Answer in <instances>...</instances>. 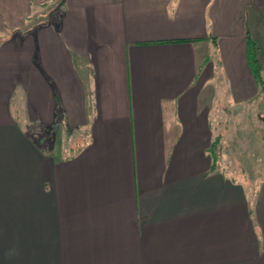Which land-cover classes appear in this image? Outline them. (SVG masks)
<instances>
[{"label": "crops", "instance_id": "obj_1", "mask_svg": "<svg viewBox=\"0 0 264 264\" xmlns=\"http://www.w3.org/2000/svg\"><path fill=\"white\" fill-rule=\"evenodd\" d=\"M30 1L0 0V264H264V177L213 152L264 0H63L22 33Z\"/></svg>", "mask_w": 264, "mask_h": 264}, {"label": "rangeland", "instance_id": "obj_2", "mask_svg": "<svg viewBox=\"0 0 264 264\" xmlns=\"http://www.w3.org/2000/svg\"><path fill=\"white\" fill-rule=\"evenodd\" d=\"M61 2L63 0H45L43 4H36L30 1L29 8V5L20 3L23 7L21 13L27 15L26 21L23 20V25L20 23L22 33L28 29H33L42 22H49L46 20V15L55 12L54 9ZM216 98L214 105L216 104L218 108H223L224 111L228 112L227 117H218V121L221 124L218 130L222 129L223 121L229 129L227 133L223 134L224 144H217L215 147V153L219 159L218 168L220 169L221 167L224 173L230 174V176L225 175L229 179L239 176L242 178L244 174L247 177L246 181L249 182L248 185L251 184L253 186L261 177H264V87L261 89V94L257 100L249 104H239L238 107H234L230 102L219 99V95ZM219 112L222 115L221 110ZM21 125L30 135H32L31 129H36L35 133L41 137H37L38 144L42 146L49 144L47 142L49 137L52 139L56 135L58 139L60 136L58 131V133H49L47 131L48 127L44 125H34L30 128L26 126L27 124ZM66 137V133L63 134L62 144H66ZM58 144L57 149L62 147L58 146Z\"/></svg>", "mask_w": 264, "mask_h": 264}, {"label": "trees", "instance_id": "obj_3", "mask_svg": "<svg viewBox=\"0 0 264 264\" xmlns=\"http://www.w3.org/2000/svg\"><path fill=\"white\" fill-rule=\"evenodd\" d=\"M61 4H63V2H61L60 5ZM247 43H248V49H249V55H250L251 68H252V71L254 72V76L256 77L258 85L262 89L264 87V82H263V79H262V76H261L262 68H261V66L259 64V60H258V57H257V45H256V42H254L249 37H247ZM215 147H216V144H214V147H213V150H214L213 151L214 152V163H216L217 158H218L217 154L215 153ZM44 149H46V147H44ZM44 149H43V151H45ZM49 149L51 150L52 148L49 147Z\"/></svg>", "mask_w": 264, "mask_h": 264}]
</instances>
